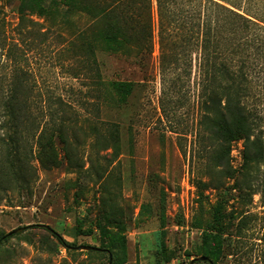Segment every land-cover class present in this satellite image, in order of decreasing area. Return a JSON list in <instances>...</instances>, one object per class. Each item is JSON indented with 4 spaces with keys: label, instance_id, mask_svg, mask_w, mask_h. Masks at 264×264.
Masks as SVG:
<instances>
[{
    "label": "trees",
    "instance_id": "1",
    "mask_svg": "<svg viewBox=\"0 0 264 264\" xmlns=\"http://www.w3.org/2000/svg\"><path fill=\"white\" fill-rule=\"evenodd\" d=\"M18 11L21 20L28 13L49 21L64 11L70 29L64 51L71 59H80V71L90 75L87 93L96 99L98 114L104 79L97 59L99 50L126 56L135 51L142 59L152 56L156 42L164 112L178 86L193 80L199 113L196 137L203 147L208 175L201 183L217 192L202 236V255L209 261L198 262L221 264L229 257L240 260L249 233L264 228V0H20ZM2 14L0 1V58L5 56L9 62L0 64V205H17L13 193L19 201L26 199L25 193L38 179L39 167H65L78 176L87 177L94 171L105 203L112 206L114 197L107 182L113 176L108 168H114L122 152L119 124L88 115L81 121L78 112L75 119L70 118L68 107L73 106L61 98L58 108L42 107L36 114L31 71L22 58H16L20 44L8 36ZM85 16L87 22L80 23ZM111 84L126 102L135 82L114 79ZM77 131L85 135L83 141ZM237 140L243 142L242 164L234 168L231 147ZM82 146L87 147L83 157L79 154ZM114 177L119 184V176ZM256 194L262 207L259 212L249 209L255 205ZM233 199L244 208L237 211ZM105 213L108 224L100 221L98 227L109 242L88 253H111L109 264H122L115 250L120 245L123 250V240H119V232L107 229L117 220ZM159 218L157 243L164 253V211ZM36 226L40 227H25ZM45 230L59 244L76 249L56 230ZM9 237L0 235V244ZM257 239L256 245L264 246V230Z\"/></svg>",
    "mask_w": 264,
    "mask_h": 264
},
{
    "label": "rangeland",
    "instance_id": "2",
    "mask_svg": "<svg viewBox=\"0 0 264 264\" xmlns=\"http://www.w3.org/2000/svg\"><path fill=\"white\" fill-rule=\"evenodd\" d=\"M0 1L7 34L20 44L16 58H22L32 74L33 95L37 100L35 113L40 114L42 107L58 108L61 98L73 106L68 107L70 118L75 119L78 112L81 121L87 115L116 121L122 143L114 168H108L113 176L107 182L114 197L112 206L105 203L103 188L96 183L94 171L86 177L68 172L65 167L53 170L39 167L38 179L25 193L26 199L19 201L13 193L12 200L17 205H4L5 202L0 205V235L22 226L49 224L72 245L99 247L109 242L108 235L98 227L100 221L107 223V211L111 220H117L107 229L119 232V240L124 243L123 250L121 245L115 250L122 264H189L191 259L201 256L203 228L211 219L217 192L201 183L208 175L202 158L203 147L196 137L199 113L193 80L184 87L178 86L173 102L164 112L156 42L152 56L142 59L135 51L126 56L99 50L97 59L104 79L102 109L98 114L96 99L87 93L90 75L80 71V59L73 60L64 51L70 31L64 11L57 13L52 21L28 13L21 20L20 0ZM87 20L85 16L80 23ZM1 62L9 63L5 56L0 58ZM114 79L135 82L126 102L113 89ZM77 135L80 141L84 140L81 131ZM242 150V140L232 143L234 168L242 164ZM79 154L85 156L87 147L82 146ZM100 162L106 165L104 160ZM114 176H119V184ZM232 202L237 211L244 208L238 200ZM254 202L249 209L259 212L262 207L258 194ZM163 211L166 237L165 252L161 253L157 234ZM263 230L256 228L254 234L249 233L252 235L240 260L229 257L221 264H264V246L256 245ZM0 264H109V254L69 250L40 225L3 241Z\"/></svg>",
    "mask_w": 264,
    "mask_h": 264
},
{
    "label": "water",
    "instance_id": "3",
    "mask_svg": "<svg viewBox=\"0 0 264 264\" xmlns=\"http://www.w3.org/2000/svg\"><path fill=\"white\" fill-rule=\"evenodd\" d=\"M40 225H41V227H43L45 229H49V230L54 231V229L49 224H40ZM25 230H26L25 226L18 227V228H15V229L11 230L10 232H8V235L11 236V235H14V234H18V233L24 232ZM75 248L76 249H80V250H86V251L100 249L97 246L86 245V244L75 246ZM109 256H110V259H111L112 258L111 253H109ZM198 261H209V257L204 256V255L197 256V257L191 259L189 264H195Z\"/></svg>",
    "mask_w": 264,
    "mask_h": 264
}]
</instances>
